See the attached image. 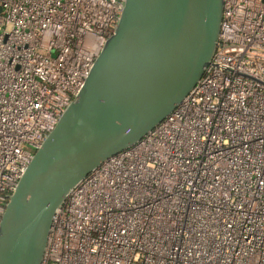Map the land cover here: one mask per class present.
I'll list each match as a JSON object with an SVG mask.
<instances>
[{"label":"built area","instance_id":"obj_1","mask_svg":"<svg viewBox=\"0 0 264 264\" xmlns=\"http://www.w3.org/2000/svg\"><path fill=\"white\" fill-rule=\"evenodd\" d=\"M181 103L53 215L40 264H264V0H223ZM122 0H0V218Z\"/></svg>","mask_w":264,"mask_h":264},{"label":"water","instance_id":"obj_2","mask_svg":"<svg viewBox=\"0 0 264 264\" xmlns=\"http://www.w3.org/2000/svg\"><path fill=\"white\" fill-rule=\"evenodd\" d=\"M223 2L122 0L82 87L8 197L0 264H40L53 215L70 190L181 103L212 62Z\"/></svg>","mask_w":264,"mask_h":264}]
</instances>
